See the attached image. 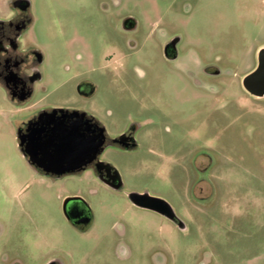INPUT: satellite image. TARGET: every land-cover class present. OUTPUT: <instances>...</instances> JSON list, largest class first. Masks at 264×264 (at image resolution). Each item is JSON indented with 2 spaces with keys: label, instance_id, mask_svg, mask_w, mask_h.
<instances>
[{
  "label": "rangeland",
  "instance_id": "374dc122",
  "mask_svg": "<svg viewBox=\"0 0 264 264\" xmlns=\"http://www.w3.org/2000/svg\"><path fill=\"white\" fill-rule=\"evenodd\" d=\"M30 3L24 45L44 54L45 88L20 111L0 91V264H264V97L242 86L264 46V0ZM173 39L178 56L167 59ZM84 75L97 84L89 100L76 91ZM49 107L84 109L109 136L138 124V148L101 154L122 190L90 169L57 178L31 168L17 127ZM131 191L168 201L189 230L134 207ZM73 193L92 208L87 233L63 214Z\"/></svg>",
  "mask_w": 264,
  "mask_h": 264
},
{
  "label": "flooded vegetation",
  "instance_id": "af4514ba",
  "mask_svg": "<svg viewBox=\"0 0 264 264\" xmlns=\"http://www.w3.org/2000/svg\"><path fill=\"white\" fill-rule=\"evenodd\" d=\"M30 4V0H9L8 4H6L9 8L8 13L6 15L0 13V91L3 93L2 96L4 101H6L8 105L12 106L18 111H20V105L26 104L37 90L45 88V86L42 84L44 74L41 69V65L44 61V54L40 49L30 48L24 45L25 35L28 31V27L31 21V17L29 14ZM135 27L136 22L132 18L124 19L123 28L125 30H132ZM163 53L167 59H176L178 56L176 40L173 39L167 41L163 45ZM207 73L217 74L219 73V70L216 69L213 72ZM76 91L78 95L81 96V98L89 100L96 94L97 84L91 78L84 75L77 81ZM31 107L34 108L35 105L32 103L27 105V108ZM52 108L49 107L44 109L50 110ZM68 109L74 110L73 108ZM75 109L78 111H84L88 116L93 117L94 121H98L92 113L81 108ZM41 110L43 109L37 110V112L28 117V119L36 116ZM28 119L23 120L21 125L19 123L17 130L20 127H25L26 121ZM98 123L102 125L100 121H98ZM138 130L139 126L136 123L130 124L127 128L120 131L114 136H109L105 129L104 133L106 139L104 143V149L109 146L124 151H130L138 148ZM120 135L123 136L124 144L112 140V138L118 137ZM101 154H99L95 161L86 169H90L98 178V180L108 188L114 190H122L123 181L120 175V171L112 163L103 160L101 158ZM33 168L42 173L35 167ZM105 181L111 183V185H115L118 182H120L121 184L119 185V187L113 188ZM69 196H72V198L66 200V198H68ZM129 201L134 207L138 209H145L159 214L161 217L169 221V223L177 228L182 234H184L183 232H185L186 230H189V224L177 215L171 205L170 206L172 207L174 214L169 217L153 209L136 204L130 199ZM62 211L67 220L81 233H87L94 222V214L91 206L78 193L67 195L64 198L62 203ZM127 251L128 250L126 249V247L122 244H118L115 249V252L120 255H127ZM1 257V260L3 262L8 258L5 253H3ZM46 264L62 263L58 259H50L46 262Z\"/></svg>",
  "mask_w": 264,
  "mask_h": 264
},
{
  "label": "water",
  "instance_id": "95a60500",
  "mask_svg": "<svg viewBox=\"0 0 264 264\" xmlns=\"http://www.w3.org/2000/svg\"><path fill=\"white\" fill-rule=\"evenodd\" d=\"M242 86L252 96L264 97V46L257 51L255 68L242 78ZM104 132L105 127L84 111L54 107L50 110L43 109L28 119L25 127L17 130V137L27 162L44 175L58 178L90 166L104 149ZM112 140L124 144L122 135ZM105 182L113 188L121 184L118 182L111 185ZM127 196L132 202L166 216L174 214L166 200L148 192L131 191ZM69 198L72 196L66 200Z\"/></svg>",
  "mask_w": 264,
  "mask_h": 264
},
{
  "label": "crops",
  "instance_id": "0c3cea01",
  "mask_svg": "<svg viewBox=\"0 0 264 264\" xmlns=\"http://www.w3.org/2000/svg\"><path fill=\"white\" fill-rule=\"evenodd\" d=\"M32 107H33V106H32ZM32 107H31V108H32ZM34 113H35V112H34ZM34 113H33V114H34ZM33 114H32V115H33ZM30 116H31V115H30ZM30 116H29V117H30ZM31 168H32V166H31ZM33 170H34V169H33Z\"/></svg>",
  "mask_w": 264,
  "mask_h": 264
}]
</instances>
